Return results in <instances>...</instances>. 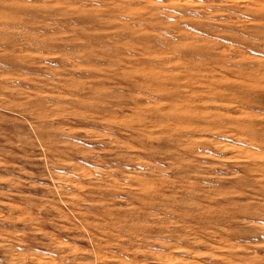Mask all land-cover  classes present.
<instances>
[{
  "label": "rangeland",
  "instance_id": "rangeland-1",
  "mask_svg": "<svg viewBox=\"0 0 264 264\" xmlns=\"http://www.w3.org/2000/svg\"><path fill=\"white\" fill-rule=\"evenodd\" d=\"M0 264H264V0H0Z\"/></svg>",
  "mask_w": 264,
  "mask_h": 264
}]
</instances>
